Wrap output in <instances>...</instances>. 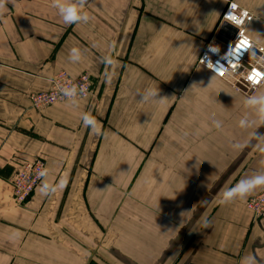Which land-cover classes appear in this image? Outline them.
<instances>
[{
    "label": "crops",
    "instance_id": "obj_1",
    "mask_svg": "<svg viewBox=\"0 0 264 264\" xmlns=\"http://www.w3.org/2000/svg\"><path fill=\"white\" fill-rule=\"evenodd\" d=\"M237 1L264 45V0ZM54 3L0 0V264H94V246L110 245L120 251L111 264H245L252 254L261 264L264 215L255 219L244 202L264 185L219 200L264 171V136L253 137L264 123L244 105L264 84L249 95L198 63L227 0H90L89 20L73 24ZM61 70L88 73L93 93L34 108L30 94ZM146 86L157 99L139 100ZM83 112L102 135L82 124ZM245 115L251 124L241 128ZM38 156L48 182L64 186L42 196L40 183L19 205L12 178Z\"/></svg>",
    "mask_w": 264,
    "mask_h": 264
},
{
    "label": "built area",
    "instance_id": "obj_2",
    "mask_svg": "<svg viewBox=\"0 0 264 264\" xmlns=\"http://www.w3.org/2000/svg\"><path fill=\"white\" fill-rule=\"evenodd\" d=\"M90 0H86L89 2ZM254 15L229 0L223 10L219 24L212 37L204 46L198 63L217 77L228 80L235 88L246 94H254L264 84V45L256 42L247 27ZM215 48V51H211ZM83 86L85 92L76 99L87 98L93 92V83L88 73L78 76L60 73L50 79L45 91L31 94V102L37 109L68 99L59 93L60 86ZM46 168L42 158L21 163L13 178V196L16 202H25L41 183L37 172ZM245 206L254 218L264 215V189L250 196Z\"/></svg>",
    "mask_w": 264,
    "mask_h": 264
},
{
    "label": "clouds",
    "instance_id": "obj_3",
    "mask_svg": "<svg viewBox=\"0 0 264 264\" xmlns=\"http://www.w3.org/2000/svg\"><path fill=\"white\" fill-rule=\"evenodd\" d=\"M86 0H55L53 6L58 10L60 17L62 18L63 22L66 24H73L77 22H87L89 20V15L84 11V5ZM211 51H215V48H211ZM81 56V50L78 48H72L70 51V59L72 61H79ZM102 63L108 64L109 66L113 65L115 61L110 55H104L101 59ZM209 91H215L217 88H213L212 84L209 83L208 85ZM158 91L156 88H152L150 86L144 87L143 90H138L137 94H140L141 99L140 101L143 102H151L154 99H157ZM85 92V88L83 86L77 87L73 85L67 86H60L59 93L67 98L71 103H76V98L79 95H82ZM244 105L246 107L251 108L256 117L260 120V124L264 123V93L257 94L255 96H250L247 100L244 101ZM80 119L82 124L90 129L94 135H102L101 128L98 126L97 119L93 116L90 112H83L81 113ZM210 123L215 128L221 127V122L216 120L213 117H209ZM238 124L241 128H247L250 126L251 121L248 119L247 115L242 116ZM264 135H256L253 132V137L260 138ZM251 144V139L248 142ZM234 147H241L239 144H234ZM257 150L261 153H264V141L256 145ZM37 176L41 178V185H40V193L42 196H48L54 194L59 188L64 186L63 180H60L56 183H49L46 177L48 176V170L46 168H41L37 172ZM259 185H264V171L258 172L251 176L244 177L240 179L235 185L225 189L221 194V198L219 203H226L230 202L233 199L243 197L247 193L251 192L254 188ZM183 185L181 184L177 190L181 189ZM202 204H207V201H201ZM200 223L203 227L209 226V221L206 217L200 218ZM257 260L254 258L253 254L251 257L245 259V264H256ZM264 264V261L261 262Z\"/></svg>",
    "mask_w": 264,
    "mask_h": 264
},
{
    "label": "rangeland",
    "instance_id": "obj_4",
    "mask_svg": "<svg viewBox=\"0 0 264 264\" xmlns=\"http://www.w3.org/2000/svg\"><path fill=\"white\" fill-rule=\"evenodd\" d=\"M228 1L229 0H227V3H228ZM231 1H233L234 3H236L240 8H242V9H246L247 11H250V9H248L247 7H245V6H243V5H241L237 0H231ZM227 3H226V6H227ZM225 9V8H224ZM251 12V11H250ZM222 13H223V10H222ZM222 13H221V15H222ZM253 13V12H252ZM221 15H220V17H221ZM254 15V14H253ZM255 17V16H254ZM218 24H219V21H218ZM218 24H217V26H218ZM217 26H216V28H215V30L217 29ZM215 30H214V32H215ZM214 32H213V34H214ZM212 34V35H213ZM212 37V36H211ZM210 37V38H211ZM209 38V39H210ZM209 39L206 41V43L209 41ZM206 43H205V45H206ZM60 73H65V74H69V75H71L69 72H67L66 70H61V71H59V72H57L54 76H56V75H58V74H60ZM85 73V72H84ZM53 76V77H54ZM71 76H74V75H71ZM76 76H78V75H76ZM53 77H51V79L53 78ZM91 77V76H90ZM91 79H92V77H91ZM92 83H93V81H92ZM43 91H45V90H43ZM257 91V90H256ZM255 91V92H256ZM254 92V93H255ZM33 93H35V92H33ZM93 93V92H92ZM32 94V93H31ZM31 94H30V96H31ZM88 98V97H87ZM81 99H86V98H81ZM30 100H31V97H30ZM61 102H64V101H61ZM58 103V102H57ZM31 104H32V102H31ZM33 106V105H32ZM50 106V105H49ZM34 107V106H33ZM47 107V106H46ZM34 108H36V107H34ZM43 108H45V107H43ZM35 158H42L43 160H44V162H45V166H46V161H45V159L43 158V157H40V156H38V157H35ZM34 159V158H33ZM32 160V159H31ZM47 169V168H46ZM13 178H14V176H13ZM13 178H12V183H13ZM40 185V184H39ZM13 186V185H12ZM35 191V190H34ZM34 193V192H33ZM33 193L31 194V196L25 201V202H23V203H18V202H16V200L14 199V196H13V199H14V201L17 203V204H19V205H23V204H25V203H27L29 200H30V198L32 197V195H33ZM246 201V200H245ZM244 205H245V202H244ZM254 217V216H253ZM256 219V218H255ZM259 219V218H258ZM105 232V230L103 231V233ZM115 249H117L114 245H110V246H106V247H101V246H94V250H93V258H94V264H111V262L109 261V260H111V261H113L112 260V257H111V253H113V254H119L120 253V251H116ZM118 250V249H117ZM98 251H100V252H102L106 257H109L108 258V260L107 259H105L104 257H102V256H95L96 255V253L98 252ZM111 252V253H110ZM107 260V261H106ZM120 263V262H119ZM163 264L164 263V260L163 261H160V264Z\"/></svg>",
    "mask_w": 264,
    "mask_h": 264
}]
</instances>
